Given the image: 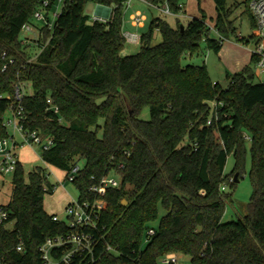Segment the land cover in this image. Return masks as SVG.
<instances>
[{
	"label": "trees",
	"instance_id": "trees-1",
	"mask_svg": "<svg viewBox=\"0 0 264 264\" xmlns=\"http://www.w3.org/2000/svg\"><path fill=\"white\" fill-rule=\"evenodd\" d=\"M89 1L114 5L111 16L92 20L85 11ZM125 1L63 0L53 27L40 28V52L33 60L20 34L44 0H0V53L14 58L0 68V137L8 134L6 111L18 107L15 85L30 83L22 101L25 125L54 138L43 161L68 172L85 160L73 181L79 199L99 197L106 205L92 230V252L74 254L69 264H159L168 253L187 254L191 264H264V81L254 80L253 69L258 57L227 73L226 87L211 80L205 63H183L203 51V40L219 53L237 34L232 7L214 0L220 37L210 35L205 12L187 22L177 17L176 26L157 16L141 34L140 51L124 54ZM180 1L169 0L175 12ZM250 1L245 4L255 32L239 35L244 43L257 40ZM57 6L58 0H50L44 8L48 19ZM156 32L162 40L154 44ZM144 107L149 119L140 117ZM247 140L253 193L247 213L225 221V199L232 197L222 187L242 175ZM231 154L235 162L228 174ZM112 175L120 176L119 186L103 195L91 190ZM49 177L40 165L27 175L21 160L16 167L6 203L10 219L0 224V259L7 264H43L39 247L72 230L45 209L46 194L56 188ZM62 251L54 248L52 254Z\"/></svg>",
	"mask_w": 264,
	"mask_h": 264
},
{
	"label": "rangeland",
	"instance_id": "rangeland-1",
	"mask_svg": "<svg viewBox=\"0 0 264 264\" xmlns=\"http://www.w3.org/2000/svg\"><path fill=\"white\" fill-rule=\"evenodd\" d=\"M184 9L188 12V16H180L179 18L182 21L187 22L192 17H200L205 12L207 21L210 25L214 24L215 16L217 15V10L214 0H183ZM63 3H60L59 8L61 9ZM132 7L127 12V18L130 17L132 12L140 10L146 16L144 21L145 26L136 27L134 30H137L138 33L142 34L147 30L149 23L153 17L161 16L165 18L171 25H177V17L173 14L165 13L162 8L163 6H152L142 0H132ZM98 3L89 1L85 6V11L91 17L94 16L95 10ZM227 5L232 7V12L230 18L233 20L234 25L237 27V34H230V37L226 39V43L223 46L222 50L219 53H216L214 50H210L206 47L207 42L203 40L202 42V52L193 54L192 56H185L183 63H192V64H206L211 80L213 82H219L224 87L228 85L227 73H234L241 70L247 63L250 64L251 52L255 47V41H250L249 43L241 42L238 38L241 36H250L255 32V29L252 24V19L248 11L246 10L245 0H227ZM114 8V5H110ZM50 19L53 22L54 16L51 13ZM46 24L45 20H39L34 17L31 30H22L20 34L21 39L27 43L28 51L32 54L33 60L36 59V54L40 52L39 44L37 38L39 36L40 28ZM213 37H216L218 33L211 32ZM162 40V35L160 32H156L153 43H159ZM141 49V43H131L126 41L125 43V53L134 54L139 52ZM250 61V62H249ZM255 72L254 80L264 81V69L257 68L256 65H253ZM30 87V86H29ZM31 89V87H30ZM31 91V90H29ZM10 111L7 110L5 113L6 119L10 117ZM140 117L143 119L150 118V109L149 107H144L140 112ZM248 155L246 160L245 169L242 172V175L234 182V185L231 183H226V194L231 195V199L226 198V210L223 219L225 221L237 219L247 213V204L251 199L253 193V186L250 179V169H251V156L249 152L250 140H247ZM23 163V167L26 175L31 171L35 166H43L50 173V181L55 183L56 188L53 193L46 194L45 196V208L46 211L50 214H58L61 219L67 220L66 206L72 200L79 199V189L77 185L66 178V171L60 169L51 164H47L43 161L41 155L43 149L39 145H29L25 144L24 146L17 149ZM234 156L231 154L228 157L225 171L226 173H231L234 166ZM85 163L84 159L79 161V164L83 166ZM118 180H120L119 175H113ZM12 179L13 174H9L6 177V182L3 186L0 187V202L8 203L12 194ZM165 214V210L160 207L159 215L160 217ZM159 219L153 222L155 227L159 226ZM13 223H9L8 226H11ZM178 261L176 264H191L190 256L183 253H177ZM159 264H164L160 259Z\"/></svg>",
	"mask_w": 264,
	"mask_h": 264
},
{
	"label": "built area",
	"instance_id": "built-area-1",
	"mask_svg": "<svg viewBox=\"0 0 264 264\" xmlns=\"http://www.w3.org/2000/svg\"><path fill=\"white\" fill-rule=\"evenodd\" d=\"M132 0L125 1V14L132 7ZM152 6H163L162 10L165 13L173 14L178 17L186 16L183 0L179 2L180 10L175 12L170 5L169 0H165L161 5H155L142 0ZM50 0H44L43 9L35 12L34 16L39 20H45L46 24L53 27V23L45 16V7L48 6ZM63 3V0H58V5ZM250 10L256 23L257 28V40L252 53L258 57L256 66L260 69H264V0H251ZM109 9V16H111L113 9L104 6ZM54 18L57 13H53ZM108 18L95 14L91 17L92 20L105 21ZM130 19L134 25H142L146 20L145 14L140 10H136L130 14ZM211 28H213L211 26ZM25 30H31L32 24L26 23L23 27ZM124 37L126 41L131 43H138L141 41V34L137 31H131L124 29ZM14 63V58L7 57L6 52L0 53V68L5 70L9 65ZM30 83L20 82L15 85V99L18 102L17 109L11 111L10 117L5 118L4 125L8 129L6 136L0 137V187L6 182V177L9 174H14L16 167L20 161V155L17 149L29 145H39L43 150L49 149L53 143L54 138L51 135H45L38 130H30L26 127V115L24 113V105L22 103L24 97L30 94ZM10 97V95H9ZM51 101V99H49ZM217 102L212 103V112L216 113ZM58 111V106H53ZM212 122V119L208 120V124ZM81 169L80 164H75L71 169L66 172V178L74 181ZM120 180L116 177L107 176L104 177L98 184L91 186V190L97 195H103L109 186H119ZM12 185V184H11ZM226 189V186L222 187ZM106 203L104 200L96 197L94 200H72L66 206V214L68 219L65 220L72 230L66 234H59L50 236L39 247L43 264H69L73 255L76 253L92 252L96 238L92 233V230L97 228L98 222L101 216V212L104 209ZM55 220H61L58 214H54ZM10 219V211L6 203L0 202V224L6 223ZM151 234L154 233V229H150ZM54 248H62V253L59 256L52 254ZM110 248V246H108ZM18 250L23 249V243L20 242L17 245ZM164 264H176L178 261L176 253H168L161 258ZM0 264H7L0 259Z\"/></svg>",
	"mask_w": 264,
	"mask_h": 264
},
{
	"label": "crops",
	"instance_id": "crops-1",
	"mask_svg": "<svg viewBox=\"0 0 264 264\" xmlns=\"http://www.w3.org/2000/svg\"><path fill=\"white\" fill-rule=\"evenodd\" d=\"M104 6H107V7H109V8H111V9H113L110 5H105V4H100V3H98V5H97V7H96V10H95V14H98V15H101V16H104L105 18H108V16H109V9H106ZM60 11V8H59V5L57 6V10L55 11V12H53V13H58ZM185 11H186V9H185ZM52 13V14H53ZM94 14V15H95ZM186 16H188V12L186 11ZM194 17H196V16H194ZM193 18V17H192ZM51 20V19H50ZM54 20H55V18H54ZM143 26H145V23H143L142 25H134L133 23H132V21H131V19H130V17L129 18H127V14H125V17H124V29H127V30H131V31H137V30H134V28H136V27H143ZM210 26H212L213 28H211V32H215V33H218L217 32V30L215 29V27H214V24H212V25H210ZM138 32V31H137ZM211 32H210V35L213 37V35L211 34ZM39 34H40V32H39ZM39 37V36H38ZM216 37H220V35H219V33H218V35H216ZM225 43H226V40L224 41V43H223V46L225 45ZM223 46H222V48H223ZM222 48H221V50H222ZM220 50V51H221ZM251 52V56H250V61H251V59H252V55H253V53H252V51H250ZM123 53L124 54H126L125 53V50L123 51ZM249 61V62H250ZM246 65H248V63L246 64ZM245 65V66H246ZM244 66V67H245ZM243 67V68H244ZM257 67V66H256ZM242 68V69H243ZM258 68V67H257ZM20 160H21V157H20ZM46 209V208H45ZM177 254V253H176Z\"/></svg>",
	"mask_w": 264,
	"mask_h": 264
},
{
	"label": "water",
	"instance_id": "water-1",
	"mask_svg": "<svg viewBox=\"0 0 264 264\" xmlns=\"http://www.w3.org/2000/svg\"><path fill=\"white\" fill-rule=\"evenodd\" d=\"M181 30H184V25H183V24L181 25ZM235 180H236V181L238 180V173H236V178H235ZM126 203H127V200L124 199V200H123V204H126Z\"/></svg>",
	"mask_w": 264,
	"mask_h": 264
}]
</instances>
